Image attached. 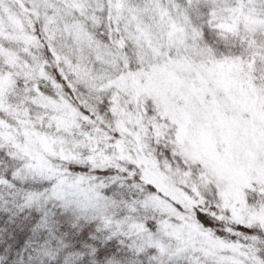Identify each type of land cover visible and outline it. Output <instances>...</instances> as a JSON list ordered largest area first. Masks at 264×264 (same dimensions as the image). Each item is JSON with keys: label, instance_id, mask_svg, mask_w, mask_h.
I'll use <instances>...</instances> for the list:
<instances>
[{"label": "snow or ice", "instance_id": "1", "mask_svg": "<svg viewBox=\"0 0 264 264\" xmlns=\"http://www.w3.org/2000/svg\"><path fill=\"white\" fill-rule=\"evenodd\" d=\"M0 264H264V0H0Z\"/></svg>", "mask_w": 264, "mask_h": 264}]
</instances>
